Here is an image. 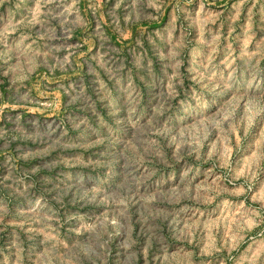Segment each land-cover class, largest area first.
Masks as SVG:
<instances>
[{
    "label": "rangeland",
    "instance_id": "374dc122",
    "mask_svg": "<svg viewBox=\"0 0 264 264\" xmlns=\"http://www.w3.org/2000/svg\"><path fill=\"white\" fill-rule=\"evenodd\" d=\"M0 264H264V0H0Z\"/></svg>",
    "mask_w": 264,
    "mask_h": 264
}]
</instances>
